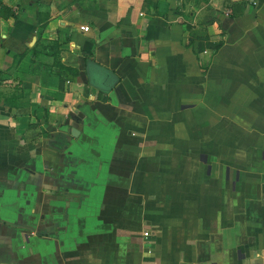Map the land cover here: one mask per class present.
<instances>
[{
    "label": "crops",
    "instance_id": "0c3cea01",
    "mask_svg": "<svg viewBox=\"0 0 264 264\" xmlns=\"http://www.w3.org/2000/svg\"><path fill=\"white\" fill-rule=\"evenodd\" d=\"M0 264H264V0H0Z\"/></svg>",
    "mask_w": 264,
    "mask_h": 264
},
{
    "label": "built area",
    "instance_id": "2783aa9c",
    "mask_svg": "<svg viewBox=\"0 0 264 264\" xmlns=\"http://www.w3.org/2000/svg\"><path fill=\"white\" fill-rule=\"evenodd\" d=\"M81 28H82L84 31H87V30H88V27H86V26H83V27H81ZM148 233H149L148 231H144V232H143V235H144V236H147Z\"/></svg>",
    "mask_w": 264,
    "mask_h": 264
},
{
    "label": "water",
    "instance_id": "95a60500",
    "mask_svg": "<svg viewBox=\"0 0 264 264\" xmlns=\"http://www.w3.org/2000/svg\"><path fill=\"white\" fill-rule=\"evenodd\" d=\"M72 132H73V130H72Z\"/></svg>",
    "mask_w": 264,
    "mask_h": 264
},
{
    "label": "trees",
    "instance_id": "16d2710c",
    "mask_svg": "<svg viewBox=\"0 0 264 264\" xmlns=\"http://www.w3.org/2000/svg\"><path fill=\"white\" fill-rule=\"evenodd\" d=\"M14 15V14H13Z\"/></svg>",
    "mask_w": 264,
    "mask_h": 264
}]
</instances>
